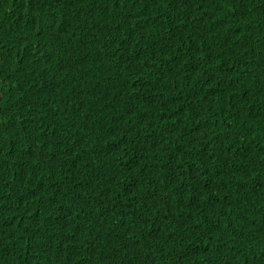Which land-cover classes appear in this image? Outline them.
Masks as SVG:
<instances>
[{
	"label": "trees",
	"instance_id": "1",
	"mask_svg": "<svg viewBox=\"0 0 264 264\" xmlns=\"http://www.w3.org/2000/svg\"><path fill=\"white\" fill-rule=\"evenodd\" d=\"M51 1L0 0V264H264V0Z\"/></svg>",
	"mask_w": 264,
	"mask_h": 264
},
{
	"label": "clouds",
	"instance_id": "2",
	"mask_svg": "<svg viewBox=\"0 0 264 264\" xmlns=\"http://www.w3.org/2000/svg\"><path fill=\"white\" fill-rule=\"evenodd\" d=\"M67 4H68V0H52L49 3V10L47 11V14L50 17L51 27L53 28V30L58 32L59 35L68 34V33L72 32L77 25L85 22L83 19L84 17H82L80 14L75 15L73 13V11L68 7ZM89 21H90V19L87 20V22H89ZM119 77H120V74L116 73V72H113L110 75L106 76V78H108L107 82H112V83H116L118 81ZM2 179L3 178H1V180ZM109 207H112V206H109ZM112 208H115V207H112ZM0 209H2L1 213L5 212L2 204H0ZM160 217H163L161 224L163 226L164 225L166 226V225H169L171 223V221L175 218V214L174 213H167L166 214V212H165L164 214L160 215L159 218ZM185 233H186V231H184L182 234L176 236L175 238H178L180 236L185 237L187 234H192V235L196 234V233H194V231H191V232L186 233V234ZM196 235H200V234H196ZM196 235H194L195 239L197 238ZM185 243H186V240H184V243H183L184 255L186 252Z\"/></svg>",
	"mask_w": 264,
	"mask_h": 264
},
{
	"label": "bare ground",
	"instance_id": "3",
	"mask_svg": "<svg viewBox=\"0 0 264 264\" xmlns=\"http://www.w3.org/2000/svg\"><path fill=\"white\" fill-rule=\"evenodd\" d=\"M180 180H182V179H180Z\"/></svg>",
	"mask_w": 264,
	"mask_h": 264
}]
</instances>
